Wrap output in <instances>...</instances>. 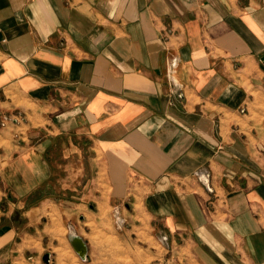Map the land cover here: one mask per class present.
<instances>
[{"label":"crops","instance_id":"obj_1","mask_svg":"<svg viewBox=\"0 0 264 264\" xmlns=\"http://www.w3.org/2000/svg\"><path fill=\"white\" fill-rule=\"evenodd\" d=\"M113 210L151 261L264 264V0H0V264Z\"/></svg>","mask_w":264,"mask_h":264},{"label":"rangeland","instance_id":"obj_2","mask_svg":"<svg viewBox=\"0 0 264 264\" xmlns=\"http://www.w3.org/2000/svg\"><path fill=\"white\" fill-rule=\"evenodd\" d=\"M56 217L54 222L45 229L46 223L43 219L38 223V235L42 236V240L38 243V250L34 253L33 259L25 264H168L164 254L162 255L164 257L159 260L151 261V257L146 255L144 249L140 247L143 243H139L135 237L131 238V235L127 233V224L118 223L114 210L109 217L110 228L96 227L92 224V228L87 229V226H84L79 219L75 218L73 222H60ZM76 224L81 227L76 228ZM34 230L32 229L36 232ZM79 230H82V234L78 232ZM71 232L81 235L88 241V260H82L72 246L69 239ZM46 252L51 253L49 263L43 259Z\"/></svg>","mask_w":264,"mask_h":264},{"label":"water","instance_id":"obj_3","mask_svg":"<svg viewBox=\"0 0 264 264\" xmlns=\"http://www.w3.org/2000/svg\"><path fill=\"white\" fill-rule=\"evenodd\" d=\"M69 239L72 246L79 254V256L82 258V260H88L89 259L88 241L84 239L81 235L76 234L74 232H71L69 234ZM43 259L46 263H49L51 260V253L50 252L44 253Z\"/></svg>","mask_w":264,"mask_h":264},{"label":"built area","instance_id":"obj_4","mask_svg":"<svg viewBox=\"0 0 264 264\" xmlns=\"http://www.w3.org/2000/svg\"><path fill=\"white\" fill-rule=\"evenodd\" d=\"M172 64L176 65V61L174 60ZM116 213H117V215H116ZM115 216H116L117 221H118V223L120 225L124 224L125 221H124L123 217L121 216V214L118 211H115Z\"/></svg>","mask_w":264,"mask_h":264}]
</instances>
